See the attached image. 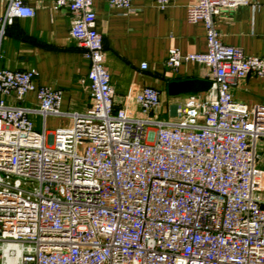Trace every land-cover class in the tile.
Wrapping results in <instances>:
<instances>
[{
  "label": "built area",
  "instance_id": "2783aa9c",
  "mask_svg": "<svg viewBox=\"0 0 264 264\" xmlns=\"http://www.w3.org/2000/svg\"><path fill=\"white\" fill-rule=\"evenodd\" d=\"M47 1L71 15L68 35L89 63L90 104L61 111V90L36 86L32 69L0 68V264H264L255 150L264 104L248 107L229 91L246 75L264 77V54L222 43L213 25L220 11L249 0H187L186 19L201 21L206 49L170 47L164 63L200 64L210 86L182 94L165 118L149 86L132 95L141 116L113 107L92 0ZM106 3L131 11V0ZM2 4L1 31L34 13L24 0ZM46 115L70 122L47 131Z\"/></svg>",
  "mask_w": 264,
  "mask_h": 264
},
{
  "label": "crops",
  "instance_id": "0c3cea01",
  "mask_svg": "<svg viewBox=\"0 0 264 264\" xmlns=\"http://www.w3.org/2000/svg\"><path fill=\"white\" fill-rule=\"evenodd\" d=\"M24 1L32 7L33 15L15 17L2 31L0 28V68L32 69L36 86L61 90V111H84L90 104L86 80L89 63L83 49L68 35L71 15L65 9H53L47 0ZM186 4L187 0H168L160 8L152 0H131V11L126 12L108 6L106 0H92L114 108L125 107L141 116L132 95L149 86L159 92L156 115L165 118L182 95H168L169 81L209 79V70L200 64L183 61L172 70L164 63L170 47L181 55L206 49L203 24L187 21ZM2 10L0 0V14ZM213 25L222 43L239 47L246 55L264 54V0H249L222 10L214 16ZM142 63L144 68H140ZM229 91L233 100L248 107L264 104V77L246 75L234 81ZM24 104L34 105L32 92L27 93ZM44 120L49 123L48 131L70 122L68 116L46 115ZM255 150L257 166L264 170V137L255 140Z\"/></svg>",
  "mask_w": 264,
  "mask_h": 264
},
{
  "label": "water",
  "instance_id": "95a60500",
  "mask_svg": "<svg viewBox=\"0 0 264 264\" xmlns=\"http://www.w3.org/2000/svg\"><path fill=\"white\" fill-rule=\"evenodd\" d=\"M210 86L207 79L188 78L180 80H172L167 83L166 90L168 95L176 96L179 94H194L203 92Z\"/></svg>",
  "mask_w": 264,
  "mask_h": 264
},
{
  "label": "rangeland",
  "instance_id": "374dc122",
  "mask_svg": "<svg viewBox=\"0 0 264 264\" xmlns=\"http://www.w3.org/2000/svg\"><path fill=\"white\" fill-rule=\"evenodd\" d=\"M31 120L33 121V123H34V126L36 127V126H38L39 127V125H40V117L38 116V115H32L31 117ZM45 122H44V124H45V128L47 129V131H48V121H46V120H44ZM69 124V123H68ZM68 124H66V125H68ZM66 125H64V126H66Z\"/></svg>",
  "mask_w": 264,
  "mask_h": 264
}]
</instances>
